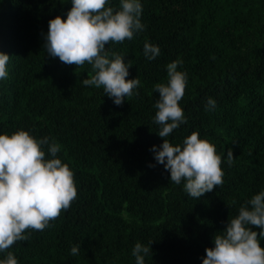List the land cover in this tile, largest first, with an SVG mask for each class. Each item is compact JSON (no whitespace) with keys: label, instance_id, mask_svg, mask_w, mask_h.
Segmentation results:
<instances>
[{"label":"trees","instance_id":"1","mask_svg":"<svg viewBox=\"0 0 264 264\" xmlns=\"http://www.w3.org/2000/svg\"><path fill=\"white\" fill-rule=\"evenodd\" d=\"M140 3L144 30L106 46L131 63L126 79L141 82L117 106L102 87L82 84L94 75L91 65H65L43 46L48 21L66 18L71 0H0V52L11 56L0 81V134L24 130L58 143L56 158L74 173L77 190L48 227L27 230L29 238L7 250L18 264H135L133 247L150 241L145 264H202L214 235L264 191V0ZM109 6L118 10L120 0ZM146 42L159 46L155 59L144 55ZM178 59L187 76L179 102L187 123L166 139L182 146L198 132L222 158L223 185L199 199L183 190L184 181H170L150 151L163 142L154 85L167 83L166 66ZM209 98L216 107L205 111ZM74 245L81 247L76 256Z\"/></svg>","mask_w":264,"mask_h":264},{"label":"clouds","instance_id":"2","mask_svg":"<svg viewBox=\"0 0 264 264\" xmlns=\"http://www.w3.org/2000/svg\"><path fill=\"white\" fill-rule=\"evenodd\" d=\"M141 13L140 0H120L118 10L109 6V0H71L66 18L56 16L48 21L43 46L49 57L58 58L65 65H91L94 75L83 79L82 84L102 87L104 95L122 106L141 82L138 78L126 79L131 63H126L121 54L110 53L106 46L132 40L135 33L143 31ZM143 52L152 60L160 55V48L146 42ZM10 57L0 52V81L8 78ZM182 63L179 59L169 63L167 83L154 85L159 94L154 104L157 109L154 123L160 126L158 136L163 142L159 147L153 145L150 151L156 163L169 172L170 181L177 185L184 181L183 190L199 199L223 185L224 172L215 146L199 138L198 132L186 137L182 146H174L166 139L173 130L187 123L179 105L187 85L186 73L177 70ZM215 107V100L209 98L205 111ZM44 145L51 159H46ZM60 147L54 141L49 143L47 137L37 140L24 130L0 134V253L18 241H26L27 230L43 231L76 199L74 173L56 158ZM227 162L229 166L233 162L231 150ZM259 237H264V191L241 206L239 214L226 221L221 234L214 235V247L205 248L202 264H264V247ZM151 243L135 244L132 249L135 264H145V256L152 255ZM80 248V245L72 246L70 255H78ZM0 264H18V261L7 251Z\"/></svg>","mask_w":264,"mask_h":264}]
</instances>
